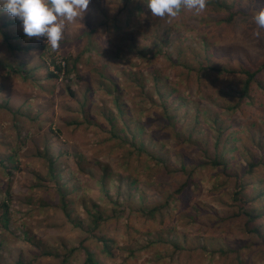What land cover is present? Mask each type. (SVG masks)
Instances as JSON below:
<instances>
[{
	"label": "rangeland",
	"instance_id": "rangeland-1",
	"mask_svg": "<svg viewBox=\"0 0 264 264\" xmlns=\"http://www.w3.org/2000/svg\"><path fill=\"white\" fill-rule=\"evenodd\" d=\"M95 3L103 5L101 0ZM243 5L250 9L252 16L242 23L239 31L229 26L224 28L226 43H220L223 51L212 60L216 68L253 71L264 63V29H258L252 18L264 8V0H243ZM91 10L94 12L93 8ZM94 14L95 22H98L100 16ZM86 17L85 12L82 18L66 24L64 36L55 50L47 47L45 38H28L23 29L15 25L11 38L18 48L13 50L0 32V217L5 213L3 204L9 206L8 221L5 225L0 223V264H85L87 250L97 255L100 264H232L219 255L205 254L201 249L204 236L209 239V250L217 246H251L259 241L248 236L245 221L235 217L237 208L232 201L235 180L222 176L219 170L208 172L203 169L194 177L196 186L190 185L192 192L188 198L192 204H200L207 211L203 221L209 225L203 232L195 228L187 213L182 215L176 209L172 212L174 216H165V221L160 217L156 220L142 218L130 210L124 218H113L111 199L116 201L121 195L122 201L130 203L132 200L131 204L138 208L141 202L151 208L164 203L186 179L182 175L165 178L159 174H153L150 179L147 176L149 156L139 159L130 154L120 137L125 134L120 130L118 135L112 134L109 122L115 119L124 130V121L130 123L131 132L127 130V136L139 145L143 144L149 153L167 156L179 171L182 165L193 169L204 154L189 143L183 144L182 140L188 138L187 128L196 119V109L201 111L210 107L220 113L221 106L236 103L237 93L246 77L211 71L189 76L181 65L169 69L170 62L164 58L153 68H150L152 63H143L139 71L137 67L141 62L129 54L125 55L127 62L122 61L119 67H111L105 62L100 64L98 55L87 52L84 43L76 39ZM201 17L196 16L193 22L196 30L183 44L185 55L195 67L199 65L194 51L202 47L199 34L207 36L208 33L219 41L215 25L201 26ZM12 19L7 13L0 12V25ZM131 31L137 32L134 27ZM236 34L238 37H231ZM164 36L156 35L157 39L147 44L146 49L156 45L155 49L166 50V40H173V33ZM124 43L117 42V45L128 53L129 41ZM186 45L194 49L189 50ZM83 52L86 54L82 55L83 63L78 70L71 75L64 70L57 79L50 78V73L55 71L52 60L65 67L66 58L79 62ZM5 63L25 69L29 78L9 72L3 66ZM203 64L207 65L204 59ZM97 66L103 68L98 72H105L106 80H100L98 72L95 73L97 76L91 72ZM162 68L164 72L168 69L165 73L169 72L173 80L168 89L156 81L157 75L148 72L149 69L158 72ZM135 71L138 73L134 74ZM127 72L129 75L125 77ZM161 74L163 70L158 76ZM141 76L145 82L143 90L141 80L136 81ZM260 77H264V73ZM113 81L122 85L118 102L125 111L124 119L115 106ZM178 89L185 90L188 95ZM180 93L186 96L185 101L181 100ZM246 115V120H239L242 131L261 119L253 106H246ZM171 116L175 118L178 130L169 126L167 118ZM206 125L199 124L195 137L202 147L214 151V143L206 144L213 136ZM253 132L259 134L255 127L248 129L247 134H239L247 148H250L248 135ZM224 139L230 140L227 134ZM16 150L17 156L11 162L9 158ZM51 162H54V178ZM131 175L138 181L134 188L144 201L134 188L132 199H129L125 190L128 180L125 178L123 184L121 179ZM103 178H106L105 190ZM119 185H122L121 193ZM66 203L67 207L64 206ZM94 207H99L105 218L112 219L106 232H100L113 240L111 255H105L101 243L87 231L94 221ZM173 226L179 234L171 232ZM176 239L188 245L189 250L182 257L176 255L169 244ZM156 241L159 245L153 244ZM255 247L246 248L242 257H249L248 264H264L262 252Z\"/></svg>",
	"mask_w": 264,
	"mask_h": 264
},
{
	"label": "trees",
	"instance_id": "trees-1",
	"mask_svg": "<svg viewBox=\"0 0 264 264\" xmlns=\"http://www.w3.org/2000/svg\"><path fill=\"white\" fill-rule=\"evenodd\" d=\"M95 1L96 0H92L88 10H86L87 17L82 24L79 37L76 39L84 43L87 52H95L98 55L100 64L105 62L111 65V67H119L122 61L127 62L128 59H125V55L129 54L132 55V59L138 58L141 62V65L137 67L139 71L142 69L143 63H152L153 66L150 68H153L155 64H158V62L164 58L166 61L170 62L171 66H169V69H175L177 66L181 65L184 73L189 76L193 73L200 74L201 72L211 71L216 73L239 74L246 77L245 82L241 85L237 93L238 99L236 103L228 102V104H225L223 107L221 106L219 108V110H221L220 113L210 107L204 110L201 109V111L198 108L196 109V119L192 123V126L187 128L188 138L182 140L183 144L189 143L196 147L197 152H202L204 154L202 161L193 169H189L187 165H182L179 171L178 167L174 165L173 161H169L170 159L167 156H155L149 153L143 144L139 145L134 139L127 136V130L131 132L130 123L124 121V130L120 128L115 119L109 122L112 134L118 135V130L125 134L124 137H120L123 144L126 145L125 149L130 152V154L138 156L139 159L143 156H149L150 163L148 164L149 171L147 176L150 179H152L153 174H159L161 177L165 178L173 175H182L183 178L186 179L185 182L167 196L164 203L155 204V206L151 208L145 207L146 202H141L139 205L140 208H138L135 204H131L132 200L130 203L122 201L121 195L117 197L116 201L111 199L110 202L114 205L112 208L114 212L113 218H124V215H127L130 210L136 212L133 214H138V216L142 218L147 217L156 220L157 217H160L161 221H165V216L172 215V212L176 209V211L182 212V215L187 213V218L190 219L191 222H194L195 228L203 232V230L208 229L209 225V222L206 220L205 222L203 221V218H206L205 214L207 211L201 207L200 204H192L191 200L188 198L189 193L192 192L190 185L193 183L196 186V183L193 182L194 177L203 169L208 170V172L211 170H219L222 176L224 175L225 177L235 180V189L232 192V201L237 208L235 217L244 220L248 236L259 241L257 244L251 246L252 248L256 246L255 250L256 248L260 249V252H262V259L264 260V77H260V74L262 75L264 73V63L258 66L256 70L251 71L245 69L234 70L226 67L216 68L214 67L216 63L212 61L214 57L223 51V47L220 46V43H226V37H224L223 34L224 28L229 26L235 28L236 31L241 30L242 23L250 20L252 16L250 9H245L243 0H206V8L199 14L182 10L175 18H161L152 15L150 9L147 7V0H117L112 2L109 0H101L103 3L102 6L99 5L100 3H95ZM91 8L94 9V12ZM94 13L100 16L98 22H95L96 17ZM195 14L196 16H202L200 20L202 23L201 26L210 28L212 25H215L214 28H216L218 32L217 35L219 36V41H215L212 39V36H208V33L207 36L199 34L202 47L199 48L200 50L197 49L198 51L195 49L193 56L196 58L195 60L200 67L193 66L185 55L186 49L183 47L184 42L190 40L191 32L196 30L194 27L195 24L193 23L196 16L191 19ZM12 21L0 25V32L9 48L15 50L18 47L12 43V28L14 25L19 29L23 28L20 20L12 19ZM251 26L252 25H250V27ZM133 27L135 31H137L136 33L131 31ZM101 30H103V32ZM169 32L173 33V40H166V50L155 49L157 48L156 45H153L150 49H146L147 44L157 39L156 35L164 36L165 33ZM231 37L235 38L238 37V35H231ZM127 40L129 41L127 47L128 53H125L124 49H119L117 42L126 43ZM185 47L189 50L193 48L190 45H186ZM52 54L54 53L52 52ZM85 54L86 52L81 53L79 62L77 59L73 60L72 58L69 60L66 58V68L62 65H58L52 60L51 64L54 66L55 71L50 73L51 77H49L57 79L58 74L61 75L64 73V70L71 75L73 71L78 70L79 65L83 63L82 55ZM176 55H178L177 58H175ZM182 57H184V59ZM203 59L206 61L207 65L203 64ZM182 60H185V63H181ZM3 66L6 70L15 75L26 79L29 78L28 72L21 67L14 68L7 63L3 64ZM71 67L72 69L70 70ZM129 67H131V64ZM98 69L103 68L97 66L91 69V72L95 74L98 72ZM160 70H163L161 77L158 76L161 72ZM160 70L157 72L156 69H149L148 72H151V74L149 72L150 75H157L156 78L159 79L156 81L161 83L163 88L168 89L172 86L173 82L171 74H169V72L165 73L168 69H165V72L163 68ZM136 73H138V71H135L134 74ZM97 74L100 80H106L107 76L105 72L100 71ZM97 74L95 75L97 76ZM128 75L129 73L127 72L125 77ZM142 80V76L136 79L138 83L139 81L141 82L140 84H142L143 90L145 82H142ZM113 84L112 93L116 95V101L114 100L115 106L124 119L125 111L120 107V103L118 102V96L121 93L122 85L115 81H113ZM179 91L184 95H188L185 90L180 89ZM72 94L74 95V92H72ZM184 95L180 93V98L183 101H185L186 98ZM161 97H163V95H161ZM246 106H253V108L257 109L261 114V119L258 124L253 123L251 126H246L242 131L240 130L241 123L239 120H246ZM238 110H241L239 114ZM167 120L169 121V126L173 125V129L178 130L173 116L168 117ZM202 122L207 124L206 126L212 131L213 136L209 141H206V144L214 143V151L210 150L209 147H202L198 138L195 137L197 127ZM252 127H255L259 131V134L253 132L251 135H248L250 136L248 139L250 148H247V144L245 142L243 143L239 134L241 132L247 134L248 129ZM226 134L230 140L224 139ZM177 135L179 136L178 133ZM235 142L237 143L234 144ZM17 153V150L14 151V154L9 158L11 162L14 161ZM183 163L184 162H182V164ZM50 164L51 175L54 178V162ZM228 175H230V177ZM148 177L146 180H148ZM125 178L128 180V184L125 183ZM105 179L106 178H103L102 181V188L104 190L106 186ZM121 180V183L123 182V184L125 183L126 185L125 190L128 192L129 199H132L133 188L138 181L133 178L132 175L130 177L123 176ZM152 186H155L154 183ZM118 189L119 193H121L122 185H119ZM134 191L137 192L135 188ZM162 191H165V188ZM137 195H140V199L144 201L140 192H137ZM186 197L188 200H186ZM63 199V201L66 202V197ZM64 206L67 207V203ZM3 207L5 213L1 215L0 223L5 225V222L8 221V216L6 215L8 214L9 206L3 204ZM93 212L95 213L94 221H92L90 228L89 226L87 227V231L89 235H92L94 239L101 243L104 249L103 253L105 255H111L113 253L111 249L113 240L108 238L106 234H100V232L105 231L107 224L112 222V219L105 218L99 207H94ZM170 228L172 233L179 234L176 227L173 226ZM157 242L158 241L153 244L155 245ZM208 242L209 239H206L204 236L201 249L205 254L212 257L219 255L220 257L230 260L232 264H248L247 259L249 257L243 258L242 254L245 253L246 248L251 249V246L232 248L217 246L214 247L216 249L209 250L207 247ZM159 243L163 244L164 241L159 240ZM169 244L173 246L174 253L180 257H182L184 252L189 250L187 243H180L178 239L171 240ZM156 245L159 244L157 243ZM69 256L70 254L67 255V258ZM178 260L181 263L180 258ZM85 264H100V262L97 260L96 254L87 250ZM170 264H172V262H170Z\"/></svg>",
	"mask_w": 264,
	"mask_h": 264
},
{
	"label": "clouds",
	"instance_id": "clouds-1",
	"mask_svg": "<svg viewBox=\"0 0 264 264\" xmlns=\"http://www.w3.org/2000/svg\"><path fill=\"white\" fill-rule=\"evenodd\" d=\"M92 0H0V12L22 22L28 38H45L47 47L55 50L64 36L66 24L84 16ZM155 17L175 18L182 10L199 14L206 0H147ZM258 29H264V8L253 15ZM259 35V32H257Z\"/></svg>",
	"mask_w": 264,
	"mask_h": 264
}]
</instances>
